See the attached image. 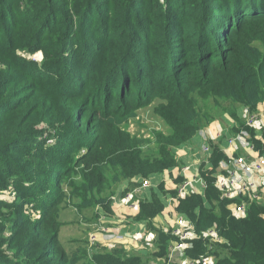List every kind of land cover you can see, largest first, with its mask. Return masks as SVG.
I'll use <instances>...</instances> for the list:
<instances>
[{"label":"trees","instance_id":"obj_1","mask_svg":"<svg viewBox=\"0 0 264 264\" xmlns=\"http://www.w3.org/2000/svg\"><path fill=\"white\" fill-rule=\"evenodd\" d=\"M120 20L124 41L115 25ZM263 22L264 0H0V240L7 225L19 232V197L31 196L43 213L42 223L33 225L39 235L31 255L20 258L17 248L15 255L6 254L0 241V264H19V259L20 264H88L81 256L67 261L53 223L64 195L58 184L74 166L82 164V201L90 204L93 191L100 192L111 173L110 199L99 200L110 212L121 182L176 165L173 148L218 115L207 110L208 103L225 101L224 112L233 118L239 107L256 111L264 105ZM143 45L145 50L137 49ZM39 50L46 57L41 64L19 56ZM139 52L158 68L157 78L151 68L141 70L134 55ZM157 97L166 100L159 114L171 131L159 136V152L147 153L144 143L117 124ZM65 99L78 101L76 126L57 132L56 146L45 144L27 123L30 118L34 123L45 102L54 108ZM87 114L95 118L88 121ZM253 140L264 150L263 141ZM39 145V153L27 149ZM82 147L86 151L80 156ZM206 177L213 208L195 194L181 206L199 232L217 226L224 239L213 242L222 253L218 264H264V204L236 217L227 207L231 201ZM112 251L93 261L147 264L123 249Z\"/></svg>","mask_w":264,"mask_h":264},{"label":"rangeland","instance_id":"obj_2","mask_svg":"<svg viewBox=\"0 0 264 264\" xmlns=\"http://www.w3.org/2000/svg\"><path fill=\"white\" fill-rule=\"evenodd\" d=\"M191 1L194 2V0ZM115 25L120 27L118 29V35L119 37L121 36V40L124 41L123 36L126 30L125 28H121L123 22L120 20ZM262 25H264V22L260 25V28ZM262 34L264 35V32ZM144 47L146 46L143 45L141 47H137V49L145 50ZM134 55L137 56V64L139 66L141 65V70L143 69V71L147 72L148 69L151 68V73H153L156 78L158 77V68L157 70L155 69L156 66L154 63H145L146 58L144 53L139 52L138 54L134 53ZM19 56L29 57L38 64L46 61L45 54L40 50L35 53L20 51ZM0 66L2 65L0 64ZM114 88L116 89L115 93L119 91L118 86L115 85ZM48 100L50 99L48 98ZM161 101L166 100H162V98L159 97L155 98L150 105L137 109L132 115L126 116L121 124H117L118 128L122 132L144 143V151L147 153L159 152V136L162 134H168L171 131L168 123L159 114L161 110ZM51 105V102L47 101L43 104V106H40V108H38V110L34 113V123L30 118L29 122L27 123V127L32 128L34 131L38 130L42 137L41 140L43 142L45 141V144L47 141H50V145L56 146L58 139L56 138L57 132L64 131L68 128H75L76 126V123L73 122H76L79 116H74L75 114H78L75 112L78 108V101H70L66 99L63 101L58 100L56 107L53 108ZM164 105H169V103L164 102ZM225 106H227V103L221 100L219 106H215L214 103H208L207 110L213 109L215 117L217 113L219 114L226 111L224 110ZM244 107L248 108V114H255V110H252L249 106L246 105ZM66 117L68 120H66ZM71 118L73 119L70 120ZM94 118L95 117L91 116L90 114H87L85 117V119L88 121H91ZM206 127L207 126H204L202 129ZM91 132V135L95 134L94 130H91ZM112 138H116V136L113 135ZM221 139H223V137H221ZM226 139L227 138L223 139L224 143H226ZM90 141L92 140H89L88 143ZM85 143L86 142H83V144ZM78 144L79 143L77 141L74 142V146H77ZM40 147L41 146L39 145V148L34 150V146H28L27 149L39 153ZM85 151V147H82L80 156L84 155ZM115 152L116 151L112 150V153ZM23 157L24 156H20L19 158L22 159ZM192 168L193 171L196 172V168ZM82 172V164H78L77 166L71 168V171L65 178L66 180H61L62 183L58 182V189H63L64 195H61L62 201H60L57 205L56 215L53 219V223L56 228L59 227V238L67 255V261H71L70 259L75 258L76 256L77 261L81 256L82 258L88 260V264H97V262L93 261L95 255L100 253H104V255H111L113 251L108 248H100L87 244L86 241L88 238L89 226L85 223H88L91 219H94L96 211L108 213V211H106L108 209L105 207L106 202L103 203V201L99 200H104L106 197H108L107 199H110L109 195H111L114 183L111 182L109 186L108 180L112 179V175L111 173H108L106 176L107 182L103 185V187H101L100 192L97 190L93 191L95 198L92 196V193L87 194L89 198H94L91 204L89 201L83 202V186L86 182L83 178L84 174ZM123 182H128V180H124ZM123 182H121V184ZM51 184L55 185L56 183L52 182ZM129 190V187L125 188L124 197L129 192ZM42 215L43 213L41 209L36 207L34 198L28 195H25L23 198L19 197V212L15 215L17 224L19 225V232H15V230L11 229L8 225L3 227L5 231L2 234L3 239L1 238L2 240H0L3 243V251L9 255H15V250L13 249L17 248L20 258H26V256L31 255V253L36 248V242L39 235L37 230L33 228V225L42 223ZM58 222L60 223V226ZM52 231L54 232L53 228ZM200 241H202L203 246L195 247L194 252L211 255L213 256V260H211L213 262L212 264H218V259L222 256V253L219 252L216 246H214L213 242L203 239ZM20 262L21 261L19 259V264ZM66 264H69V262H66Z\"/></svg>","mask_w":264,"mask_h":264},{"label":"crops","instance_id":"obj_3","mask_svg":"<svg viewBox=\"0 0 264 264\" xmlns=\"http://www.w3.org/2000/svg\"><path fill=\"white\" fill-rule=\"evenodd\" d=\"M256 111L260 112L261 118L264 119V113H262L264 105H261ZM246 113L244 106L238 109L236 118H233L228 112L219 113L206 128L199 129L192 139L173 148V154L177 160L176 165L170 166L162 172L155 171L145 176L136 175L132 180L116 186L112 196L111 211L108 213L96 211L94 219L85 223L89 226L87 244L111 250L123 249L127 254L140 256L147 264H168V253L173 242L170 233V216L187 215L186 210L181 206L182 201L186 198L175 200L170 205L171 196L176 195L175 187L184 180L180 174L181 167L203 159L202 164L193 165L196 172L192 168L193 172L190 176H202L207 187L201 183H195L193 188L199 193L193 194L202 198L206 208L212 209L213 203L207 196L208 179L206 176H210L215 181L213 174L222 169L228 158V155L222 150L223 145H226L223 139L241 132L244 135L243 140L237 143V146L230 148V151L236 155L252 154L248 144L251 132L244 125V120L240 118L242 115H247ZM204 142H209L212 153H203ZM219 154L221 157H218ZM143 179H150L151 186L142 187ZM131 185L133 186L131 187ZM127 187L140 190L134 194L132 199L134 202H131L135 204V207H130L131 203L124 200V190ZM220 196L223 198L221 193ZM154 205L155 207H153ZM231 206L230 203L227 207L234 215ZM195 212L199 213V210L195 208ZM196 242H200V240H195L193 243ZM194 248L193 245L187 250L185 256H178L176 264L187 254L190 256L201 254L194 252Z\"/></svg>","mask_w":264,"mask_h":264},{"label":"built area","instance_id":"obj_4","mask_svg":"<svg viewBox=\"0 0 264 264\" xmlns=\"http://www.w3.org/2000/svg\"><path fill=\"white\" fill-rule=\"evenodd\" d=\"M244 111H247V115H242L240 118L244 120V125L252 130L248 141L252 154L236 155L230 151V148L237 146V143L244 138L241 132L234 133L226 139V145L222 147V150L228 155L224 166L213 174L215 177L214 185L221 192L223 198L231 201L232 211L236 217L245 215L253 204H264V150L257 148L253 140L254 138L264 142V119L261 118L260 112L255 111V114H248V108L246 107H244ZM202 151L204 154L212 153L209 142L203 143ZM202 163L203 159L181 167L180 174L184 177V180L175 187L176 195L171 196L170 205L175 200L183 199L187 195L199 193L193 188L195 183H201L207 187V183L202 176H190L193 165ZM150 186L151 180L143 179L142 187ZM129 189L124 200L131 203L134 194L140 190L130 187ZM130 207H135V204L131 203ZM170 233L173 242L168 253V264H176V258L185 256L187 250L193 247L195 240L203 239L216 243L224 241L223 237L219 235L216 225L199 232L196 223L186 214L170 216ZM212 258L213 256L205 254L197 256L187 254L178 264H212Z\"/></svg>","mask_w":264,"mask_h":264}]
</instances>
